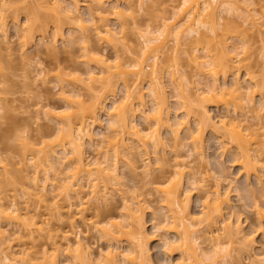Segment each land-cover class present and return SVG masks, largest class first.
Masks as SVG:
<instances>
[{
  "label": "bare ground",
  "instance_id": "1",
  "mask_svg": "<svg viewBox=\"0 0 264 264\" xmlns=\"http://www.w3.org/2000/svg\"><path fill=\"white\" fill-rule=\"evenodd\" d=\"M174 1L167 0V2ZM181 1L182 3L177 7L178 9L175 8L176 10L171 13L173 15L164 18L166 21L163 23L162 29L155 31L150 26L145 30L139 25L140 22L136 19L135 10L131 6L132 0H0V56L3 51L12 53L14 50V47H12L13 43L8 35L9 20L10 22L11 20L15 21V24L12 22L11 25H13L15 34H18L17 37L19 39L17 38L16 41L20 49L18 48L17 50L23 52V54L21 53L23 58L26 56L24 53L27 52L28 54L33 49L36 51L39 49L34 47H41V52L45 50V53L48 52L53 56H59L64 51L69 52L71 48H67L71 46L80 45L79 48L83 50L82 58L80 57L81 60L79 61L82 66L72 67L70 71L63 68L68 72L60 69L62 70L58 75L60 79L57 77L60 81V86L61 84L63 85L62 88H60L58 83L55 85L61 89H59L61 92L58 90L57 94L61 95L60 99L62 101H65L63 102L65 108H58L59 106L57 107L58 109L52 108L42 102L40 104L42 106L40 107L39 105L40 108L35 110L38 115L42 114L50 122L55 123L54 127L56 126L57 128L55 133L57 131L59 135L57 134L56 141L50 142L45 140V137L52 135L50 133V135L42 136L45 139L42 137L41 139L38 138L37 140L42 141L38 142V145L42 144L41 148L29 147V144L32 145L29 140L28 142L31 143L26 144L28 150L33 148L30 150H34L33 152L36 151L37 153L33 157L34 160L37 159V161L35 160L36 163H30L34 169H32L34 173H31L34 175L32 178L29 177L31 181L28 180L31 185H28L29 188L27 190L22 191L24 195H28L26 199H30L28 203L25 200L28 207H21L18 195L14 197H9L8 195L9 189L16 186L13 169H8L7 165H5L0 171V248L2 249V252L0 249V264H155L150 258L149 249L147 248L149 241L155 239L165 248L166 254L172 255L178 251L181 259H179V262L182 264L184 262H187L185 264H229V260L230 262L232 261L230 264H241L242 262H238L240 258L237 259L238 261L236 260L237 262H233L234 256L237 258V253L239 254L240 252L251 253V247L253 251V247L256 246H253V244H256L253 243L255 237L252 235L253 239L251 235L249 236L243 232L240 221L232 220L231 215V217L227 218L229 216V214L227 215L229 207H232L229 199V194L231 193L225 189L226 192L221 190V182L215 183L216 186L213 185L214 188L212 186L207 188L208 180L204 176L201 179L198 176L200 173L197 174L190 170L189 166L187 167L185 166L186 164L184 165L181 161L177 162L176 160V164H181L180 166L178 165L179 167H175L174 174L177 176L167 181L165 185H161L160 190L163 193L162 199L160 198L162 200L160 203L161 207L159 210H152L153 229L155 232L163 231V234L159 235L157 233L158 235L154 234L151 236L146 230L147 222L145 220V210L151 209V206L145 203L146 207L142 205V202L148 198L144 197L141 199L142 195L139 198H135L132 195L128 196L131 189L125 185V181L122 182V185L119 180L121 179V174L118 173L117 165L120 160H123L126 162L123 164L128 165L129 168L127 165L126 168L130 172L132 171V174L141 171L145 174V179L152 176L149 181L148 178L146 179L148 181H146V184L154 186L157 178L156 180L153 178L150 169L151 173H149L148 167L152 165V161L150 162L152 158L149 155L151 156L150 152H152V155L156 153L157 158L154 156V159L159 160H155L156 164L163 160L158 159L159 156L161 158L158 153L161 154V150H165V142L161 137L160 129L168 128L167 130H170L168 132L171 133L172 131L171 134L175 135V140L182 138L181 134L184 131L186 133L184 138L187 141L189 139L190 144H188L191 147V151L203 156L205 131L207 128H211L214 135H220V139L218 138L220 143L222 141L224 146L231 145V148L237 150L234 154V156L238 154L235 156V158L237 157L235 163L237 162L240 165L241 172H243L247 180L254 176L259 184H263L264 98L261 97L262 104H257L261 106L256 105L257 107H255L254 104L256 103L254 102L253 104V101H256V99H253L254 96L252 94L256 95V93L252 88L255 86L256 90L259 91L258 88L261 86H258L260 84L255 79L254 73H250L251 67L249 68L248 66H251L250 57H253V43L250 38L254 34L257 36L258 30L263 28L262 23L260 24L259 22L257 24L260 19L256 18L257 13L253 8L254 6L251 7L258 0ZM155 2L156 0H137V8L140 12H143ZM258 2L260 3L261 0ZM23 3L26 6H23ZM261 6L263 7L256 9L261 10L263 8L261 15L263 14L262 17H264V0ZM84 8L87 9V13H85L88 14V18L84 17L86 14L83 15L84 12L82 10ZM28 9L31 11L29 12ZM20 10H26V20L25 22H20L19 20V23L18 19L22 14H20ZM35 10H37V13ZM166 11H168V8ZM222 18H224V23H222ZM221 19L222 22L220 23ZM168 20H171L172 23L168 24ZM112 21L116 24L114 25L115 29L112 26ZM116 26L119 31L116 30ZM261 31L260 33L258 32V35L261 34ZM127 33L140 35L141 39H143V44L141 45L143 47L134 48L135 44H132V46L129 43L130 40L126 36ZM255 35L252 40L255 39ZM233 39L239 40V43L237 45L232 44L230 41ZM60 41L65 47H69H60ZM120 41L123 44V52L120 54L116 51L117 55L112 58L111 61L114 62L111 64L110 57L108 58L105 49L101 48L102 50H99L98 43L107 44L109 47L112 45L113 47L115 43ZM30 46L33 49L32 47L30 49ZM182 47L186 56L185 62L195 67V77H201L200 80L203 81L196 80L198 86H202V89L199 87V89H196L197 85L191 87L195 84V81L192 80L191 82V79L186 78L187 76L183 73L180 64L181 59L178 58L179 50ZM28 48L29 50H27ZM170 53L175 56V62L173 65L168 66L166 72L169 74L168 77L171 83L174 84V91L178 92L179 100L181 99V102L179 101L181 104L178 103L180 106L178 105L179 107L176 109H184L182 110V115H175L177 113L176 110L168 104L169 98L166 96L165 75L161 74V68L164 67L161 65L160 59L164 55L168 57ZM149 62L151 68H149ZM244 67L247 70H245V75L242 73L244 75L242 78L240 73L241 70L245 69ZM148 68L149 70L151 69L150 72L147 71ZM39 70L37 69L38 73L36 72L35 79L40 77L42 80V75H47V70L45 69V74L42 68ZM221 78L223 79V84L220 82V80L222 81ZM58 79L56 82H58ZM230 79L232 81L229 82L228 80ZM2 82L5 83L4 81ZM2 82L0 80V85H3ZM199 82L203 83V85ZM43 84L45 85V82ZM64 84L70 88L66 89ZM204 84L206 88L203 87ZM77 85L81 88H78ZM228 85L232 86V88L230 86L231 90L228 89ZM116 86L123 87V91L125 90L124 98L121 96L123 101L121 100L119 105L117 103L120 100H117L118 102L115 100L114 102ZM56 87L53 89H56ZM227 89L229 92H225ZM81 90H89L92 95L85 99ZM248 92L251 94L249 93L248 97H246L245 95ZM147 93L151 97L153 103L151 105L153 107H148V102L145 100V98H148L146 96ZM111 97L113 102H110ZM244 98L251 100L252 107L254 106L256 109L262 108V110H259L262 112H259V114L258 110H254V107L253 110L248 108V106H251L248 102L247 104L241 102V99L245 100ZM2 102H0L1 114L5 112L3 108L5 106H1ZM238 102H241V105ZM210 103L216 104L218 107L222 105V108L225 106V108L227 107L226 109H229V105H234V112L227 110L228 114H219L220 118L216 121V116L214 117L210 114ZM2 104L4 105V103ZM168 105L173 109L176 118L174 116L171 117L172 110H170L171 108ZM243 105H247L250 113L257 111L254 114L255 118L243 114L245 115L244 119L243 115H241L240 120V117H238L240 115L236 111L237 109L240 111V107H244ZM225 108L224 110H226ZM102 111L107 115L108 128L104 130L103 126H99L102 129L96 131L97 127L95 126L101 125L100 114H102ZM247 112L249 114V111ZM231 113L235 114L233 115L234 117ZM137 118V121L139 119L145 121V126L148 127L139 126L136 123ZM181 118L182 120H180ZM251 119H255L254 121L258 123L250 124ZM193 125H195V128L192 127ZM107 131L115 133V135L112 137L106 136ZM106 140L108 141L106 142ZM104 142H106L105 147L107 145L108 147L106 152L104 151L105 155H103L102 160L97 159V157L90 158L87 156V149L92 148L91 150L95 153L103 148L100 146ZM3 159H0V164L5 162V159ZM32 159L27 161L31 162ZM140 161L144 164H139ZM29 162L25 161V165L23 163L24 167L18 173L22 175L30 171ZM71 171L74 172L72 176H70L71 174L68 175ZM197 176L200 178L199 180ZM20 178H23V175ZM25 178L29 179L28 174L25 175ZM115 181L117 185L121 183L118 188L114 184ZM97 182L101 185L103 184L102 189L101 187L99 188L100 185ZM156 184L155 191H159L157 189L159 185L157 184V187ZM86 187L95 188L91 192L94 194L93 197L97 198L93 200H97L98 204V199L101 200L103 198L102 200H104L107 198L106 200H109L108 198L112 191L113 193L119 191L123 193V196H127V199L123 200L124 203L122 202V212L124 214L121 212V220L123 222L110 221V223L98 228L96 222H93L92 226L87 219L84 217L80 218L81 224L86 229L83 230L86 233L89 234L95 227L99 234L98 239L100 238L108 243L107 249L105 248L104 251L100 250L101 252L98 251L99 253L92 252L89 238L88 244L86 241L84 242L87 237L83 239L80 236L83 231L81 232L82 225L79 224L80 222L78 223L79 217L84 216L88 210V207L86 208L85 206L86 199L84 197L88 196L85 193L86 189H88ZM196 189L201 191V193L203 191L202 194L203 196L205 195L203 197L204 201L201 196L203 211L199 214L202 215L200 218H197L191 210V193L194 190L196 191ZM109 190L111 193L108 195ZM151 194L149 193L150 196H153ZM198 196L200 197L199 193ZM7 199L12 201L9 202ZM31 200H35L34 204L36 202L40 205L44 204L42 206H45L47 212L45 210L46 213L44 211L39 213V210L37 211L38 207L37 209L34 208L35 212L32 211L33 204L31 203L33 201L30 202ZM59 200H62L63 204ZM46 205L48 208H46ZM257 212L259 221L257 228L264 237V209H259ZM23 218L27 220L25 221ZM12 220L13 222L15 220L22 222L19 230L12 232L15 233L16 239H13V241L10 239L12 235H7L8 233L4 229L5 226L2 227L5 222ZM52 221H56L57 225H53ZM9 223L6 224L8 225ZM40 223L42 225H39ZM64 228L67 229L64 230ZM198 232L202 235V238L197 235ZM222 232L223 235L220 236ZM17 233H19L18 238L16 236ZM73 234L75 236H72ZM123 235L125 239L122 238ZM222 237L226 240H223L225 241L223 242L224 244L222 243ZM199 238L203 239L202 243H208L207 247L210 243L211 246L209 247L211 252L214 249L213 253H210L209 249L201 247V243H198ZM39 240L43 242L40 244L36 243ZM14 241H20V244L15 247L12 246L11 244L13 243L11 242ZM123 243L127 246L125 247ZM26 244L32 245V247L28 245L30 249H27L25 247ZM37 245L42 249L40 250L39 248L38 252H32L33 248L38 247ZM233 252H236L235 255ZM35 253L37 255L40 253L41 258L39 255L36 257ZM262 257V260H260L264 264V256ZM35 261L37 262L35 263ZM204 261L208 262L204 263Z\"/></svg>",
  "mask_w": 264,
  "mask_h": 264
},
{
  "label": "rangeland",
  "instance_id": "2",
  "mask_svg": "<svg viewBox=\"0 0 264 264\" xmlns=\"http://www.w3.org/2000/svg\"><path fill=\"white\" fill-rule=\"evenodd\" d=\"M258 1H257V3L255 2L256 4L253 3V5L251 7L254 6L253 8L255 9V12L257 13L256 18L260 19L259 21H257V24L259 22H260V24L262 23L261 25L263 26V28H261L262 31L258 30L259 33L261 31V34L258 35V32L256 33L257 36L254 34L256 36L255 39L252 40V38H254V35L251 34L253 37L250 36L251 37L250 41H252V43H253V45H252L253 46V49H252L253 50V57H250V59H249L250 62H251V66L248 65L249 68L251 67L250 68V73L251 72L254 73L255 79L260 84L258 86H261V87L258 88L259 91L256 90L255 86H254V88H252V89L255 90V93H256V95L254 93H253L254 95L252 94V96H254L253 99L254 100L256 99V101H253V104H254V102L256 103V104H254L255 107L259 106L257 104L261 103V97L264 98V17H262L263 14L261 15V13H262L261 10L263 8H261V10H258V9H260V7H263V6H261L263 0H261L260 3ZM181 3H182L181 0H175L174 2H167V0H156V2L153 5L148 6L146 8V10H144L143 12L142 11L140 12L139 9L137 8V0H132L131 6L135 10L136 19L140 22L139 25H141L142 29L146 30V28L148 26H150V27H152V29L154 28L155 31H157L159 29H162L163 23L166 21V20H164V18L165 17L168 18L171 15H173L171 13L173 11H175L176 9H178L177 7H179L181 5ZM250 4H251V2H250ZM257 4H259V5H257ZM23 6H26V4L24 5V3H23ZM173 7H174V10H173ZM251 7H249L250 10H253ZM165 8H166V10L168 8V11H166ZM256 8H258V9H256ZM23 9H25V8H23ZM85 9L86 8H84L82 10L84 12L83 15H85L87 13L86 12L87 9L86 10ZM28 10H29V12L31 11L30 9H28ZM35 11L37 13V10H35ZM25 12H26V10H23V11L20 10V14L21 13L22 14L21 15L19 14L20 16H19L18 22H19V20H20V22H25V20H26L25 19L26 18L25 17L26 16ZM252 12H254V10ZM43 15H45V14L43 13ZM43 15H41V16H43ZM84 17L88 18V14H86ZM227 17H228V15H227ZM222 19H223V22H222ZM222 19L220 20V23L221 22L224 23V18H222ZM256 20H258V19H256ZM168 21H169L168 24L172 23L171 20H168ZM12 22H14V24H15L14 20H11V22H10V20L8 21V23H10V25L8 26V31H9L8 35L10 37L9 38L10 41L13 43L12 47H14V50L12 51V53L7 52V51H3L1 56H0V80H1V82L2 81L5 82V83L2 82L3 85H0V87H1L0 88V97H1L0 102L3 101L2 103H4V105L1 103V106L2 107L5 106V107H3L5 112H3L2 114L0 113V117L3 116V117L0 118V159L1 158L5 159V162L3 164H0V171H2V169L5 167V165H7L8 169L10 168V169H13L15 171L14 172L12 170V172L14 174V179L16 180V186L14 187L15 189L14 188L9 189L8 195H9V197H14L15 195H18V200H19V204H21V207H23V206L24 207H28L27 204L25 203V200H27L26 198H28L27 197L28 195L27 196L24 195L22 193V191L23 190H27L29 188L28 185H31V184H29V182L31 181L30 179L32 178V176L34 175V174L33 175L31 174V173H34V171H33L34 169L32 168L31 164L34 163V162L36 163L37 159H35L36 160L35 161L33 157H35L37 153H36V151L33 152L34 150H30V149H33V148H30L29 149L30 151H29L26 148L27 147L26 144H29V143L32 142V145L29 144V147L41 148L42 144L38 145L39 144L38 142L41 141V140H37L38 138L41 139V137L43 135L45 136V135H48L50 133L52 135L49 134L50 136L45 137L46 139L42 137L46 141L50 142V141H56V137H58L57 136V134H58L57 131L55 133V130H57L56 126L54 127L55 123L53 124L52 121L50 122L42 114H41L42 116L38 115L36 113L37 111L35 112V110H38L36 108H40L42 106V105H40V104H42V102L44 104H47V106L49 105V107H52V108H57L58 106H59L58 108H60V107L65 108L64 107V103H63L65 101L64 100L62 101V99H60L61 95L59 96L57 94L61 90L60 88H62V86H63L62 84H61V86L59 84L60 77H58V75L60 74V71H62L64 69H68V71H70V69H72V67H77V66L81 67L82 64H80L79 61L82 58L81 55H82V51L83 50L81 48H79L80 45H77L75 47L66 46V47H69L67 49L71 48L69 50V52H66V51L62 52L63 51V49H62V51H60L62 53L59 54V56H57V55L53 56V55L49 54L48 52L45 53L46 52L45 50H44L45 52L44 51L41 52L40 51L41 47H34V48H39L38 50L40 52L37 50L38 51V53H37V51L35 49H33L32 46H30L29 48L31 49V47H32L33 50H31V52L28 51V52H30L28 54H27V52L24 53V54H26V56L23 58V56H21L23 54V52L22 51L20 52V50L19 51L17 50L19 48L18 43L16 41L17 38H18L17 37L18 34H15L16 32L14 31L13 25H11ZM111 23H113L112 26L114 28V25H116V24L113 21ZM262 26H260V27H262ZM117 28L118 27L116 26V30L119 31ZM126 36H128V39L130 40L129 43L131 45L135 44V46L132 45L134 48H142L143 47V46H141L143 44V39H141L140 35H132V33L131 34L127 33ZM230 42L232 44L237 45V43H239V40L233 39ZM121 43H122V41L117 42V43H115L113 45V47H112V45L109 47V45H107V44L103 45L102 43H98L99 48H100L99 50H102V49L104 50L105 49V53L108 54V58L110 57L109 60H110L111 64H113V62H114V61H111V60H112V58L116 57V55H117L116 53L118 52V53L121 54V52H123V44H121ZM59 46L60 47L64 46V48H66L65 45L61 41L59 42ZM29 48L27 50H29ZM136 50H138V49H136ZM179 51L180 52L178 53V58L181 59L180 64L182 66L183 73H185V75L187 76L186 78H190L191 79V82H192V80L195 81V84H193V86H191V87H194V85H197V87L195 86L196 89H197L199 86H198V82L196 80L199 81L201 77H195L196 76L195 75V72H196L195 71V67L191 66V64H187V62H185V57L186 56L184 54L183 47ZM124 53H125V51H124ZM37 54H40V55H37ZM126 60H127V58H126ZM174 62H175V56L173 54H171V53H170V55L168 57L166 55H164L160 59V63L164 67V68H161V74L165 75V82H166L165 86H166V91H167L166 96H167V98H169L168 99V104H170V106L173 109L176 110L177 113H175V115H180L183 112L182 110H184V109L178 110L176 108L180 106L181 99L179 100L180 97H179V95H177L178 92L176 91L177 92L176 93L174 91L175 90L173 88L174 84L171 83L170 78L168 77L169 74L166 72V70H168V66L173 65ZM40 65H42V66H40ZM148 65H149V68H151L150 67V62H149ZM2 68H5V69H2ZM41 68L44 70V74L46 73V70H47L46 74L48 76L47 75H42L43 79L45 81L43 79L41 80L40 77H39V79L36 78L37 80L35 79L36 74L38 73L37 69L39 70ZM149 68L147 69L148 72L151 71V69L149 70ZM60 69H62V70H60ZM245 70H247V69L245 68V69L241 70L240 76L242 78L245 75L244 74L246 72ZM64 71H67V70H64ZM60 76H62V75H60ZM182 76H184V75H182ZM45 77L46 78L48 77L47 81H46ZM63 77H64V75H63ZM57 79H58V82H56ZM228 81L230 82L232 80L230 79ZM44 82H45V85L43 84ZM48 82H49V84H48ZM201 82H203V81H201ZM201 82H199V83L201 85H203V83H201ZM220 82H221V84H223L224 83L223 79H222V81L220 80ZM57 83L60 86V88H58L59 86L58 87L55 86ZM86 84H87V82H86ZM118 85L120 86V84H118ZM80 86L78 87V85H77L78 88H81ZM117 86L115 88L116 89V92H115L116 96L114 97V102H115V100L116 101L120 100L119 103H117L119 105V104H121V100H122L121 96H123V98H124L125 90L123 91V87H117ZM230 86L228 85V89L231 90L232 86H231V88H230ZM55 87H56V89H53ZM68 87L69 86H66L65 88L68 89ZM203 87H205V84H204ZM222 87H223V85H222ZM199 88L202 89V86L199 87ZM84 89H86V88H84ZM228 89L225 92H229ZM56 90H57V92H56ZM254 90H252V91L254 92ZM81 91H82L83 97L85 96L84 97L85 99H87L89 96L92 95V93L89 90H81ZM252 91H250V92L252 93ZM250 92H248L245 96L248 97V94ZM199 93H200V90H199ZM63 95L65 96V94H63ZM146 96H148V93L146 94ZM227 96L229 97V95H227ZM249 96H251V95H249ZM249 98H248V100H246L244 98L246 101L242 100L243 99L242 98L241 102H243L244 104H247V102H248L251 105L250 107L248 106V108H252L251 110H253L254 106L252 107L253 104H252L251 100H249ZM145 100H146V102H148V107L153 105L151 97L148 96V98L147 99L145 98ZM259 100H260V102H259ZM89 101H91V100H89ZM110 102H113L112 101V97H111ZM241 102H238L239 105H241L240 104ZM151 103H152V105H151ZM178 103H180V104H178ZM36 104H37L38 107L36 106ZM230 104H232V103H230ZM39 105H40V107H39ZM210 105H209L210 114L212 116H214V117L216 116L215 117L216 121H218V119L220 118L219 117L220 115L228 114L227 110L229 112H234L233 111L234 110V105L233 106L232 105L228 106V108L230 110L226 109L227 107L225 108V106L222 108L221 107L222 105H219V107H218V105L212 104V103H210ZM170 106H169V108H171ZM243 106H244V107H242L243 109L240 107V111L238 109L236 111V113L237 114L239 113L238 115H240V116H238V115H236V116L240 117V120H241V117H242L241 115H243V114H246V116L249 115L250 117L251 116L254 117V114H256L257 111L256 112L253 111L254 113H252V112L250 113V110L247 108V105H243ZM231 107H233V108H231ZM255 107H254V110L256 109ZM172 108L170 109V110H172L171 117L174 116V113H173L174 111H173ZM219 108H220V110H219ZM224 108L226 110H224ZM5 109H7V110H5ZM150 109H152V108H150ZM147 110H149V109H147ZM256 110H258V113L262 112V111H259V110H262V108H259V109H256ZM247 111H249V114H248ZM101 113H102V114H100L101 125L95 126V127H97L95 129L96 131H99L102 128H104V130H107V128H108L107 121H106L107 120V115L103 111ZM231 114H232V116L235 115L234 113H231ZM39 116H41V117H39ZM244 116L245 115H243V119H244ZM174 117L176 118V116H174ZM138 118L136 119V123H138L139 126H142V127H143V125L145 126V121H143L142 119H139V121H137ZM180 120H182V118ZM180 120H179V122H180ZM254 120L255 119H251L250 120V124L256 123ZM192 121H193V119H192ZM192 121H191V123L193 124ZM146 123H147V121H146ZM99 126H101V127L103 126V127L100 128ZM145 127H148V126H145ZM192 127L195 128V125H193ZM165 128L160 129L161 137H162L163 141L165 142L164 143L165 144V150H161L162 151L161 154L158 153L159 155H161V158L159 156L158 159H163V160H160L161 162H158L156 164V161H159V160L154 159L155 158L154 156H156V153L154 155H152V152H150L151 156L149 155V157L152 158V160L150 159V162L152 161L151 164L153 165V167H152V165H151V167L149 166L148 170L150 169L152 171V175H153V178L155 180L157 178L158 181L156 180V182H157V184L159 185L160 188L158 187L156 182H155V184L157 185V187H158L157 189H159V191H155L156 190L155 184H154V186L150 185V184H148L149 185L148 186L146 184L149 181V179L152 178V176L147 177L148 178V181H147L146 180L147 178L145 179V174L142 173L141 171L140 172H136L137 174L136 173L132 174L131 173L132 171L130 172L126 168L127 164L124 165L126 162H124L123 160H120V163L117 165L118 173L121 174L120 175L121 179H119V180L121 181V183L123 181H125V183H126L125 185L128 186L129 189H131L130 192L128 191L129 192L128 196L132 195L135 198L136 197L139 198L140 195H142L141 199L144 198V197L148 198V199H145L144 201L142 200L143 201L142 205L146 204V205H150L151 206V209L148 208V210L150 209V211H148L146 209L145 210L146 213L144 212L146 214L145 215V220L147 222L146 223V225H147L146 230H147V232H149L148 234L151 235V236H153L154 234L155 235L163 234V231H159L160 232L159 233L158 231L155 232V230L153 229L152 225H154L153 224L154 222H153V218H152V216H153L152 215V210H159L160 209V207H161L160 203L162 201V200H160V198L162 199V196H163V193L160 190L161 189V185H165L167 181L172 180V179H174L177 176V175L174 174V170H175V167L177 168V167H179L181 165V164L179 165V164H176V163L178 161H181L182 164H184V165L186 164L185 166H187V167L189 166L190 170L196 172L197 174L200 173V175H198V176L201 179L204 176L208 180L207 181L208 184H206V185H208L207 188H209L211 186L213 187V185L216 186L215 183L221 182L220 183L221 186H222V187L220 186L221 190L222 191H225V190L227 191L228 190L229 193H231V194H229L230 195L229 199L231 201L230 204H231L232 207H229L231 210L228 208L229 209V211H228L229 213H227V211H226L227 215L229 214V216H227V218L232 216V218H231L232 220L240 221V223L242 225V228H243V232L245 234L249 235V236L251 235V237H253V236L255 237V239L253 237V239H254L253 243H256V244H253V246L254 245H256V246L253 247V251H252V247H251V251H250L251 253H248V254L246 252H242L243 254L241 252L239 254L237 253L238 257L235 258L236 256H234L233 262L240 258L239 261L238 260L237 261L240 262V263L242 262L241 264H262V261H261L262 259L261 258H263L262 256H264L263 255V252H264V237H263V235H261V231L260 230L258 231V228H257V226H258L257 224H259L257 210L262 209V208L264 209V203H263L264 202V198H263L264 197V181H263V184H259L258 180L254 176H251L247 180L246 176L243 174V172H241L240 165H238L237 162L235 163V160L237 158V157L235 158V156L238 155V154H236L235 156H234V154L236 153L237 150H235V148H231V145H229L228 142H227L228 143L227 144L226 140H224V142L227 145H229L230 147L229 146H224V143H222V141H221V143H222L221 144L220 140H219L220 139L219 138L220 135H218V136L214 135L213 132H212L213 130L211 128H209V129L207 128L206 131H205V135H204L205 136V138H204L205 144L203 143V147L205 146V149H203V154H204L203 156L197 155L195 152L191 151V147L189 145L190 144L189 143V139L187 141L184 138V136H186V133L184 131L181 134L182 138H180L179 140L178 139L175 140V138H174L175 135L171 134L172 131L170 133V132H168L170 130H167L168 128L167 129H165ZM108 135L110 137H112V136L115 135V133L107 131V135L106 136H108ZM28 140L31 141V142H28ZM36 140H37V142H36ZM107 141L108 140H106V142ZM106 142L102 143L103 145H101L100 147H103V148H101L100 150H98L95 153H94L93 150H91L92 148L90 149L88 147L89 149H87V154H88L87 156H89L90 158L97 157V159L99 158V160H102L103 159V155H105L104 153L106 152L107 147H108V145H107V147H105V145H106L105 143ZM150 149H149V151H150ZM224 149L226 150L225 152H224ZM233 151H235V152L233 153ZM156 158H157V156H156ZM31 159H32V161L29 162ZM23 160H25L26 162H29V165L31 166V170L32 169L33 170L31 172V170L29 169L30 171H28L27 173L25 172L26 174L25 173L22 174L23 178H20V177H22V175L20 173H18V172H19V170L22 167H24L23 163L25 165V161L23 162ZM27 160H29V161H27ZM176 160H177V162H176ZM139 164L143 165L144 163H141V161H140ZM35 166H34V168H35ZM127 167H128V165H127ZM150 170H149V173H151ZM71 172H69L68 175L71 174L70 176H72V174L74 172L73 171H71ZM27 174H28V178L29 177H31V178H29V179L25 178V175H27ZM141 174L142 175L144 174V175L142 176ZM120 176H119V178H120ZM198 176H197V178H198ZM187 177H188V175H187ZM200 178H198V180ZM28 180H30V181H28ZM117 182H118V180H117ZM117 182L115 181L114 184L117 185ZM150 182H153V181H150ZM97 183H99V182H97ZM121 183L118 184V185H121ZM99 185H100L99 188L101 187V189H102V185L103 184L101 185L99 183ZM118 185L116 186V188H118ZM122 185H123V183H122ZM186 186L189 187L188 185H186ZM119 187L121 188V186H119ZM128 187H127V189H128ZM86 188H88V187H86ZM89 189H90V191H89ZM94 189L95 188H88L85 191V193L88 196H84L87 201L85 199L84 200H85V206H86V208L88 207L87 208L88 210H87V213H85L84 216L79 217L78 223L79 222H80L79 224L82 223L81 219L83 217L85 219H87L88 222H91V224L93 222H96V225H97L98 228H101L104 225H106L107 223H110V221L114 222L116 220L118 222H121L122 221L121 220L122 219L121 212H122V208H123L122 207V202H123L124 199H127V196H123V193L119 192L118 189H116L118 192H114L113 193V191H112L113 194L109 190L108 195L110 193L112 194V195L111 194L109 195V198H108L109 200H106L107 198L104 199V200H102L103 199L102 198L101 199L102 201L100 199H98L99 200V204H98L97 200H95V201L93 200V199H97V198H95V196L93 197L94 194H93V192H91V190H94ZM122 189H119V190H122ZM200 190H203V189H200ZM194 191H193V193H191L192 200L190 199L191 200V210H192L193 214L197 218H200L202 215H199V214L202 213V211H203V208H202V204L203 203H202L201 200L203 199V201H204L203 197L205 195L203 196V194H202L203 191H202V193H201V191H199L197 189H196L195 192ZM128 192H127V194H128ZM115 193H117V194H115ZM149 193H152L151 195H153V196H150ZM198 193H199L200 197L198 196ZM147 195H149V197H147ZM159 196H161V197H159ZM201 196H202V199H201ZM124 197H126V198H124ZM10 199H12V198H10ZM7 200L9 202H11L13 199L12 200L7 199ZM29 200H27L26 202L28 203ZM159 200H160V202H159ZM32 201H33V203H31V204H33L32 205V209H33L32 211L35 212V209H37V207H38L39 209H37V211L39 210V213L40 212L43 213V211L45 212V210H46L45 206H42L44 204L40 205V204H37V202H36V204H34L35 200H31L30 202H32ZM59 201L62 202V204H63L62 200H59ZM87 202H88V204H87ZM59 204H61V203H59ZM146 205H145V207H146ZM46 208H48L47 205H46ZM40 209H41V211H40ZM37 211H36V213H37ZM34 212H32V213H34ZM46 212H47V210H46ZM75 212H77V211H75ZM122 214H124V213L122 212ZM96 215H97V217H96ZM24 216H26V215H24ZM161 218H162V216H161ZM23 219L25 221L27 220L26 218H23ZM21 220H19V221H21ZM9 222H11V223H9ZM157 222H159V221H157ZM160 222H161V220H160ZM6 223H9V224L7 225ZM21 223L22 222H17V220H15V222H13V220H12V221H7V222L4 223L5 225H2V227L5 226L4 229H6V231L8 233L7 235H9V234H10V236L12 235L11 236L12 238L10 237V239H12V241H13V239H15V233H12V232L14 230L18 231L19 230V226L20 225L22 226ZM41 223L39 225H42ZM52 224L53 225H57L56 221H52ZM234 224H235V222H234ZM88 225H89V223H88ZM221 225H219V226L221 227ZM92 226H93V224H92ZM54 227H56V226H54ZM167 228H168V226H167ZM65 229H67V228H64V230ZM81 229H82L81 232L83 231L84 233H86V231L83 230V229H85L83 225L81 226ZM96 229L97 228L94 227L93 230L90 231L89 234L88 233L84 234L82 232L80 236L83 239L85 237H87L84 240V242L86 241V243L89 242L88 241V238H89L90 244H91V246L93 248V249L91 248L92 252L99 253L98 251H100V250L104 251L105 248L107 249V244L108 243L105 240H102L100 238L98 239L99 234H98ZM214 229H216V228H214ZM152 232H155V233H152ZM199 232H198L197 235H200ZM18 234L19 233H17V235H16L17 238H18ZM222 235H223V232H222V234H220V236H222ZM72 236H75V234H73ZM170 236L172 237V235H170ZM200 236L202 238V235H200ZM37 237L39 238L38 235H37ZM124 237L125 236L123 235L122 238H124ZM201 238H199L200 240L198 241V243L199 242L201 243V247L203 249L207 248V249H209L210 253H213L214 249L211 252L210 247H209V246H211L210 243H209V246H208L209 248H208L207 247L208 243L207 244L206 243L205 244L202 243L203 239H201ZM10 239H8V240H10ZM18 240H20V239H18ZM22 240H24V239H22ZM156 240L157 239L151 240V241H149V244H147L148 245L147 248L149 249L150 258L153 260V262L155 264H180L181 263V262H179V259H180L179 256L180 255H179L178 251H176V253H174L172 255H169L168 253L166 254L165 251H164L165 248H163L162 244H160ZM223 240H225V239H223V237H222V243L226 241V240L225 241H223ZM39 241L36 242V243L40 244L41 242H43L42 240L40 242ZM124 242H125V240H124ZM11 243H13L11 245L15 247L18 244H20V241H16V242L14 241V242H11ZM28 243H29V241H28ZM28 245L26 244L25 247L27 249H30V247H32V245H29L30 247ZM123 245L125 247L127 246L125 243H123ZM37 246H38L37 248L36 247H35V249L33 248V251L31 249V251L32 252L37 251L40 248L39 245H37ZM13 249H15V248H13ZM41 249L42 248H40V250ZM1 252H2V249H1ZM235 253H234V255H235ZM250 254H252V255L249 256ZM35 255H36V257L38 256L36 253H35ZM40 256L41 255H39V257ZM258 259H259V262H258ZM39 260H41V259H39ZM36 262L37 261H35V263ZM207 262L208 261H204V263H207ZM185 263H187V262H184V264ZM230 263H232V261L230 262V260H229V264Z\"/></svg>",
  "mask_w": 264,
  "mask_h": 264
}]
</instances>
